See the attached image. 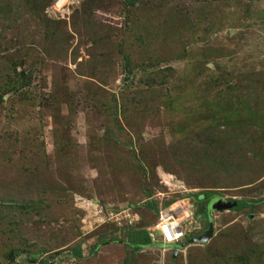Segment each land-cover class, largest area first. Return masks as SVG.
<instances>
[{"label": "rangeland", "instance_id": "obj_1", "mask_svg": "<svg viewBox=\"0 0 264 264\" xmlns=\"http://www.w3.org/2000/svg\"><path fill=\"white\" fill-rule=\"evenodd\" d=\"M49 1L37 16L27 0H0V57L22 56L33 74L23 90L30 92L27 102L9 93L0 105V264H191L213 247L218 254L219 243L264 245L262 136L242 165L234 167L228 151L226 166H218L178 147L186 138L174 123L199 118L196 102L186 101L189 114L165 105L168 96L183 99L190 92L185 82L176 86L186 77L198 83L224 73L240 92L252 88L255 72L264 81V0H41L38 6ZM45 16L60 22L55 29L67 42L60 40L62 52L54 42L45 48ZM133 34L153 46L132 41ZM205 47L220 55L202 73L190 65ZM182 50L192 57L181 59ZM127 53L133 60L141 54L151 73L170 68L167 83H148L136 59L127 67ZM262 128L249 125L248 134ZM210 191L258 203L214 212L210 243L176 247V257L175 248L135 252L109 240L124 235L101 216L103 208L124 215L130 208L150 229L160 214L149 207L153 201L161 211L174 200L171 213L196 215L198 196ZM6 205L18 210L10 213ZM189 219L192 234L207 230V216ZM79 246L84 257L74 262L70 252Z\"/></svg>", "mask_w": 264, "mask_h": 264}, {"label": "trees", "instance_id": "obj_2", "mask_svg": "<svg viewBox=\"0 0 264 264\" xmlns=\"http://www.w3.org/2000/svg\"><path fill=\"white\" fill-rule=\"evenodd\" d=\"M129 1L131 4L135 3L134 0ZM50 2L51 1H49V3L45 2L43 5L44 7L40 8L38 5L41 3V0H39V2L37 0H27L28 10L35 13L37 16H41V12L48 6V4H50ZM42 21L46 30L45 42L47 43L45 48L47 47L48 42H54L56 47L58 46L62 52L64 44L66 45L67 42H65L66 40L64 41V39H60V35H58L59 33L57 32V29H55L56 27H59L60 22L55 21L52 23V20L47 16H45V19ZM137 24L142 26L146 23L139 22ZM143 38L133 34L131 40L136 43L138 42V44L143 43V47H146V45L147 48L153 46V44H150L151 42L145 41ZM60 40L65 43L60 45L62 44ZM46 50L47 49H45V51ZM158 54L161 53L158 52L157 54H153L148 58L149 61L154 63ZM218 55H220L219 50H215L213 47H205L203 51L199 53L198 57L191 58L192 55L186 53L184 50H182L179 57H181V59L191 58L193 63L190 67L195 70H201L203 73L207 69L206 64L210 59L217 57ZM0 58V105L5 99V96L9 93H14L22 97L20 102H27V99L30 98V92L26 91V93H24L23 90L32 84L33 76L31 71L29 72L27 69L23 68L28 61L22 59V56L16 57V54H10L7 57ZM77 59L78 56L75 55L74 61H77ZM135 59L140 63L139 66L142 68V72L144 73L143 76H145L144 78L151 79V82L147 80L148 83H152L153 79L155 84L163 85L167 83V80L170 78L168 75L170 68L167 70H161L158 73H151L150 70L153 67L152 63V66H145L146 59H144L141 54L138 55V58H134L133 60V57L127 53L125 54V60L128 68H132L131 66ZM33 63L40 64L39 60H34ZM30 66L34 68L33 64H30ZM20 68L21 70H19ZM155 68L157 69V67ZM187 72H190V69ZM216 74L217 75H205L203 80L198 83H193L189 77H186L187 79L185 80H179L176 83V86L180 87V84L185 82L187 83L186 87L190 88V92L184 93V100L182 97L177 99L168 96L165 105L170 111H179L180 109H183L189 114L190 111L186 108L187 102H196V110L200 113L198 115L199 118L195 120L189 115H186V121L177 124L174 123L173 128L181 135H185L184 137L186 138L184 142H181L184 146L180 143L178 146L179 148H185L187 153H191L195 157L202 155L204 159H208L209 161L211 159L217 163L216 165L218 166L223 164L222 160H224L227 154H229L233 166L235 167L236 165V167H239L245 160H247L248 153L253 149V143L258 142L255 139L258 138L260 140L261 136L264 139L263 128L259 129V131H255V134H248L249 125L264 126L263 74L255 72L251 75L248 81L251 83L252 88L248 89L246 92H240V87L236 83L230 85L229 83L231 79L226 77L224 73ZM189 83H191L190 87ZM226 152L228 153L226 154ZM258 157L259 154L255 153L252 160H257ZM223 165L226 166V164ZM216 194L217 193L210 191L205 195H199L198 199L208 204ZM238 202V206L234 209L236 211L244 210L247 207H254L258 203L247 200H238ZM35 203L36 202L33 200L28 202V204L22 208V211L27 214ZM174 203V200H170L165 203V206L168 207ZM6 207L11 210L10 213L18 210L17 205L10 207L6 205ZM149 207L156 212H160V206L157 201L150 203ZM150 225V223H145L144 226H141L138 220L133 227L120 228L115 225V232L121 233L120 235L124 236H121V238L114 237L109 240L124 243L131 247L135 252H141L155 244L152 233L148 231ZM208 228L209 221L207 222L205 229ZM194 236L196 235L191 233L187 236V239ZM217 246L218 248L221 247L218 250V254L215 253L213 247L212 249L200 253L199 257L193 260L191 264H264V245L250 242L245 245L235 246L234 249L230 246L223 248L220 243ZM98 247L99 245H95L92 252L96 253ZM70 254L72 258H75L76 260L82 259L84 257L82 246L74 248ZM12 258L14 259V257ZM43 264L48 263L45 262Z\"/></svg>", "mask_w": 264, "mask_h": 264}, {"label": "built area", "instance_id": "obj_3", "mask_svg": "<svg viewBox=\"0 0 264 264\" xmlns=\"http://www.w3.org/2000/svg\"><path fill=\"white\" fill-rule=\"evenodd\" d=\"M173 208V206H170V208L161 210L157 224L150 229L148 228L156 242H164L165 244L181 243L191 234L192 230L186 229L185 225L191 221L189 218L196 219L195 212L179 217L171 213L176 209ZM126 211H128V214L124 215L125 212L123 213L120 209L107 207L102 209L101 216L106 219L105 221L111 222L120 228L135 226L138 218L136 212H132L133 210L130 208ZM194 230L199 231L200 227H195ZM72 259L77 262L75 258Z\"/></svg>", "mask_w": 264, "mask_h": 264}, {"label": "water", "instance_id": "obj_4", "mask_svg": "<svg viewBox=\"0 0 264 264\" xmlns=\"http://www.w3.org/2000/svg\"><path fill=\"white\" fill-rule=\"evenodd\" d=\"M239 202L238 200L235 201H226L224 198L221 197H215L210 200V202L206 205L205 203H200L198 205V209L196 211L197 216L202 217L205 214L209 215V228L202 234L197 237H194L180 245L176 244H158L161 247H171L175 251V257L176 254L179 251V247H187L189 245H204L210 243V241L215 237L216 235V229H215V219L213 216L214 212H225V211H231L234 210L238 206ZM178 247V248H176Z\"/></svg>", "mask_w": 264, "mask_h": 264}, {"label": "clouds", "instance_id": "obj_5", "mask_svg": "<svg viewBox=\"0 0 264 264\" xmlns=\"http://www.w3.org/2000/svg\"><path fill=\"white\" fill-rule=\"evenodd\" d=\"M215 197H220V196H218V195L216 196V195H215L213 198H215ZM213 198H212V199H213ZM221 198H222V197H221ZM225 200H226V199H225ZM235 200H237V199H234V200H233V199H232V200L230 199V200H226V201H235ZM200 203H205V202L200 201ZM200 203H199V204H200ZM199 204H198V205H199ZM205 204H206V203H205ZM206 205H207V204H206ZM171 206H173V205H171ZM204 216H206V214L203 215L202 217H204ZM196 217H199V216H197V214H196ZM202 217H199V218H202ZM209 224H210V223H209ZM202 234H203V233H202ZM194 237H197V236H194ZM194 237H192V238H194ZM192 238H190V239H192ZM190 239H187V238H186L185 241H183V242H181V243H173V244L180 245V244H182V243H184V242H186V241H188V240H190ZM154 242H155L154 245H157V246H159L158 244H161V243L164 244V245H168V244H165L164 242H156L155 240H154ZM159 247L161 248V246H159ZM164 247H165V246H164ZM171 249H172V248H171Z\"/></svg>", "mask_w": 264, "mask_h": 264}, {"label": "flooded vegetation", "instance_id": "obj_6", "mask_svg": "<svg viewBox=\"0 0 264 264\" xmlns=\"http://www.w3.org/2000/svg\"><path fill=\"white\" fill-rule=\"evenodd\" d=\"M206 216L208 217V219H209V215L208 214H206ZM209 223H210V221H209Z\"/></svg>", "mask_w": 264, "mask_h": 264}]
</instances>
